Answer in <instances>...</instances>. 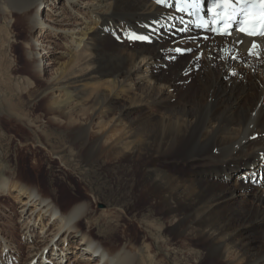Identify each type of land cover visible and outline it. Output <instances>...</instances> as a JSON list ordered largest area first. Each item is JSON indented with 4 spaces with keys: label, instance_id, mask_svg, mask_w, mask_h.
<instances>
[{
    "label": "bare ground",
    "instance_id": "obj_1",
    "mask_svg": "<svg viewBox=\"0 0 264 264\" xmlns=\"http://www.w3.org/2000/svg\"><path fill=\"white\" fill-rule=\"evenodd\" d=\"M37 1L41 7L32 12ZM50 2L54 8L45 10ZM175 2L160 6L155 0H0L8 26L17 13L28 31L40 29L35 40L24 43L27 73L13 86L26 109H13L10 97H2L7 113L34 129L45 145L51 137L61 139L55 147L60 150L48 145L49 152L67 171L69 159L104 169L114 185L134 199L130 213L138 195L155 211L138 220L146 240L122 246L105 238H121L130 227L126 218L106 210L98 217L104 231L94 233L92 227L99 226L92 217L93 202L98 203L95 194L91 202L60 205L54 180L48 185L54 189L51 196L36 184L14 182L28 176L29 169L39 170L20 165L0 178V198L12 191L16 198L26 197L38 208L35 215L42 211L49 225L43 233L46 241L38 240L34 230L41 220H32L34 211L22 207L24 264H43L44 256L47 263L59 264L52 258L54 248L64 255L66 241L67 247L75 244L73 253L88 264H170V254L175 256L173 264H264V180L258 177L264 173V37L248 39L234 32L213 37L206 32L200 38L192 25L184 26L181 20L187 14L177 11ZM150 28L156 29L152 43L112 40L132 33L149 35ZM49 29L64 45L59 52L39 48L38 53L35 44L41 47L42 34ZM175 47L191 48L192 53L177 55ZM230 56L236 59H222ZM52 66L42 86L35 88L33 79ZM36 101L54 130L40 129L43 114L27 107ZM32 175L30 182L41 185L38 174ZM65 178L70 179L67 174ZM160 219L163 228L156 225ZM93 240L98 244L95 251L90 248ZM5 242L1 252L20 264L22 246L12 237Z\"/></svg>",
    "mask_w": 264,
    "mask_h": 264
},
{
    "label": "rangeland",
    "instance_id": "obj_2",
    "mask_svg": "<svg viewBox=\"0 0 264 264\" xmlns=\"http://www.w3.org/2000/svg\"><path fill=\"white\" fill-rule=\"evenodd\" d=\"M52 6L47 7L45 10L54 8L53 2ZM60 2L58 4V7L61 6ZM44 5V4H43ZM42 5V6H43ZM39 1L32 7L31 11L38 12L37 8H40ZM46 11H43L42 8L40 9V14L45 15ZM72 13V12H71ZM72 17L73 14H71ZM65 17V15H64ZM81 17H74L75 21H79ZM21 19L17 15V13H13V18L11 24L7 25V20L5 15H3L0 12V135H2L4 138H0V178L4 175L8 174V170H11V172H16V168L20 167V165H25L28 168H39V170L31 171L29 169L28 176H24V178L18 177L17 179H14V182H17L18 184H23L31 186L35 185L38 186V190L42 193H44L47 196H51V192H53V188H50L49 183L54 180L55 186H56V193L59 197V204L62 205L64 201H68L69 203H74L76 201L81 200H87V202H91L93 199V194H95V197L98 200L97 204H94L93 202V216L95 220H98V228L92 227V232L97 233L98 230L104 231L102 223H100L101 218L98 219L99 215L109 210L108 212H111L112 214H120L124 218H126V224L130 225L128 228L129 230L121 237L116 238L113 234L109 236L108 239L110 241H117L119 243H122V246L125 245L124 242L126 241H132L141 243L143 240H146L145 237V229L143 228L142 224L138 221L141 218H150L151 215L155 214V211L151 209V203L145 200L144 196L138 195L136 201V209L133 211V213H130L128 208L130 205L133 204V200L129 197H127L124 193V191L116 187L112 181V178L108 176L104 169H100L97 164H90L89 167H85L84 165H81L79 160L71 161L69 159L70 165V171H67L68 167H65L62 163L59 162L58 159H56V155H52L51 152H49V146H54L55 151L60 150L56 149L55 147H58L57 141H61V139H58L56 137H51V141L45 145V143L40 139V137L36 138V135H34L35 130L29 129L25 127L24 125L17 122L14 117L10 116L7 111L5 110V106H3L2 97L9 98V104L14 105L13 109H23L25 108L24 105L20 104V102L17 99L16 95V88L13 87L17 82L16 80H20L22 77L25 76L28 69V64L26 61L25 51H24V43L29 40H35L36 36L40 33V29H36L33 31H28L25 24L20 21ZM187 25V23H184ZM170 30V27H168ZM51 30V31H50ZM49 33V34H48ZM200 32L197 31V34L200 36V38H203L204 35L199 34ZM115 37L112 38L114 42H116ZM120 41L116 43H121L122 40L127 41L125 37H118ZM56 38L53 36L52 29H49L43 36L42 34V40L40 42L41 47L35 44L36 50L39 53L40 49H46L47 52H59L60 49L64 45V40ZM53 43V44H52ZM43 46V47H42ZM58 46V47H57ZM46 47V48H45ZM40 48V49H39ZM60 48V49H59ZM58 49V50H57ZM56 50V51H55ZM40 56H42V59L45 60L46 55L45 52L40 51ZM39 56V55H38ZM45 57V58H44ZM44 64V62H43ZM54 68L53 66L50 67V69L46 68L42 71L41 76H38L36 79H33L35 88H38L42 86L43 81L47 77L48 74H51ZM50 72V73H49ZM46 74V75H45ZM36 80V81H35ZM41 81V82H40ZM37 82V84L35 83ZM15 83V84H14ZM14 84V85H13ZM18 102V103H17ZM38 105H37V104ZM19 104V105H18ZM21 106V107H20ZM27 107L32 108V111L37 112V114L42 113L43 114V121H41L42 126L41 130L50 132L53 128L50 124H48V117L43 112V105L36 101L35 104L32 103L31 105H27ZM26 109V108H25ZM29 110V108L27 109ZM49 125V126H48ZM55 128V127H54ZM50 129V130H48ZM54 130V129H53ZM34 131V132H33ZM33 134H32V133ZM37 133V132H36ZM38 134V133H37ZM39 135V134H38ZM66 156V153L63 152ZM55 159V160H54ZM68 160V157H66ZM28 161V162H27ZM74 163V166H73ZM36 164V166H35ZM77 164V166H76ZM11 166V168H10ZM76 166V168H74ZM180 168L179 166H176L174 168ZM32 174H38L36 179L41 182L37 184L36 182H30L32 181V178L34 176ZM66 174L70 177V179L65 178ZM31 175L33 177H31ZM14 176V177H13ZM12 177L15 178L16 175H13ZM259 180H264V173L258 176ZM51 179V181H50ZM251 182H254V179H251ZM66 188V189H65ZM67 190V192H66ZM64 193V194H63ZM91 193V194H90ZM17 194L15 191H12L9 197L0 198V214H1V220H0V234L1 236L4 235L5 241H9L12 239L17 244L21 245L23 248V256L20 260V264H24L27 259V249L26 247V237L24 238L23 233H21V222L23 221V218L20 215L22 207L26 206L28 207L27 212L34 211V215L32 216V220L34 217H36V221L39 222L41 220L42 225H45V228L42 229L39 223L35 224V230L34 235L35 237H39L38 240L45 242L46 236L43 234L45 232V229L49 226L48 224V218L46 216L42 217V214L44 213L41 211V214L39 216L35 215L36 211H38V208L31 203H29V200L26 199V197H15ZM65 195L67 197L65 198ZM140 197V198H139ZM132 200V201H131ZM25 204V205H23ZM14 206V210L11 207ZM23 205V206H22ZM20 208V209H19ZM151 209V210H149ZM126 213V214H125ZM60 217H63L60 215ZM16 220V221H15ZM55 221V219H54ZM82 222V229H86V225H84V222ZM156 225H160L161 228L164 227V222L160 219V221H156ZM32 221L30 222V224ZM46 223V224H45ZM131 227H133L131 229ZM3 229V231L1 230ZM115 231L120 232L121 228L115 229ZM6 231V232H5ZM10 231L12 234H9ZM4 232V233H3ZM36 232V233H35ZM7 233V234H6ZM14 233V234H13ZM119 234V233H118ZM12 235V236H11ZM103 235L104 232H103ZM0 236V246L4 244V240H2V237ZM10 236V237H9ZM7 237V238H6ZM43 237V238H42ZM60 236H58L59 238ZM35 238V239H36ZM37 240V239H36ZM49 240V239H48ZM54 241V240H53ZM52 241V242H53ZM51 242V243H52ZM97 241L93 240L94 246H91L92 251H95V246H98L96 243ZM55 243V242H54ZM86 243V242H85ZM6 244V242H5ZM61 241L58 242V248L61 245ZM178 245V244H176ZM75 244H69L67 247V241L64 245L65 252L63 254H67L66 257H62L61 251H57V255L55 258L62 259V261H59V264H88V262L83 258L81 255H77L73 253V248ZM56 248V247H55ZM69 248V250L67 249ZM2 251V247H0V264H14L15 261L17 262L16 257H9L8 260L6 259L7 255H5ZM13 251L10 250V255H14L12 253ZM69 252V253H68ZM97 252V251H96ZM98 253V252H97ZM173 254H170L167 256L168 262L170 264H173ZM5 258V259H4ZM40 260L43 261V264H52L47 263L48 261H45L47 259H43L40 257ZM56 260V262H58ZM55 261V260H54ZM53 262V261H52ZM61 262V263H60ZM215 262L212 261H203L200 264H214Z\"/></svg>",
    "mask_w": 264,
    "mask_h": 264
},
{
    "label": "snow or ice",
    "instance_id": "obj_3",
    "mask_svg": "<svg viewBox=\"0 0 264 264\" xmlns=\"http://www.w3.org/2000/svg\"><path fill=\"white\" fill-rule=\"evenodd\" d=\"M157 5L163 6L164 4L167 3V0H155ZM237 4L245 5L248 3V0H235ZM255 3H258L261 6V11L259 14V19L256 20L254 17V14L251 12L246 11L245 8L241 7L240 9V14L244 15L245 17H252L251 19H246L244 21V26L239 28V31L241 33H245L248 36H256L257 34L264 36V0H255ZM201 4V0H176L175 4L172 5L176 7L177 11H185L184 8L181 7V5H188L191 9L196 10L199 8ZM233 0H218L217 2V8L225 9L224 11V18L219 19L220 13H217V27L212 28L210 26H199L202 28V30H207V31H212L215 34L221 35V36H226L229 35V29L231 28V22L236 19L237 12L236 9L232 8ZM228 9H231V11H228ZM208 11H211L209 9ZM189 14H192L191 12ZM259 24V32H257L256 25ZM220 28H223V31H219ZM179 32H184L185 29L180 28L178 29ZM150 33L149 35H141L138 33H132L131 35L127 36V40L129 42H142V43H152V34L156 33L155 28H150ZM257 45L255 43L252 44V49H255ZM174 53L177 55H186L189 53H192L191 48H181V47H175L172 49ZM221 51H226L224 49H221ZM249 55H253V52L251 49L248 50ZM258 55V54H257ZM175 56H170V60H175ZM199 59V56L196 57ZM226 58H232L236 59L234 56L230 57H222V59ZM185 75H188L187 72H185ZM235 75V74H233ZM264 159V157H262Z\"/></svg>",
    "mask_w": 264,
    "mask_h": 264
}]
</instances>
